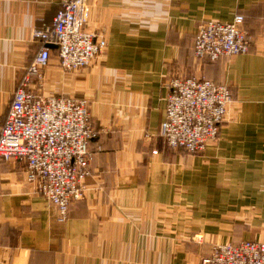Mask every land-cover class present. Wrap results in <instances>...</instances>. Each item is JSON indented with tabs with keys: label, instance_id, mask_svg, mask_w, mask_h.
Returning a JSON list of instances; mask_svg holds the SVG:
<instances>
[{
	"label": "crops",
	"instance_id": "1",
	"mask_svg": "<svg viewBox=\"0 0 264 264\" xmlns=\"http://www.w3.org/2000/svg\"><path fill=\"white\" fill-rule=\"evenodd\" d=\"M61 1L0 0V127L39 48L34 28ZM237 13L250 50L201 65L198 28ZM86 22L106 31L104 53L67 71L52 44L31 84L89 99L99 131L85 195L59 221L25 162L1 161L0 264H201L215 243L264 241V0H88ZM192 73L232 90L219 138L198 153L160 134L171 77Z\"/></svg>",
	"mask_w": 264,
	"mask_h": 264
},
{
	"label": "built area",
	"instance_id": "2",
	"mask_svg": "<svg viewBox=\"0 0 264 264\" xmlns=\"http://www.w3.org/2000/svg\"><path fill=\"white\" fill-rule=\"evenodd\" d=\"M87 2L62 0L52 23L35 26L39 48L17 83L0 127V162L23 160L27 180L35 182L55 206L59 221L67 220L72 203L85 195V180L92 172L90 144L99 130L87 97L47 95L31 84L35 78L43 83L52 44L58 46L60 64L67 71L87 66L104 53L106 31L87 27ZM244 17L237 13L231 21L209 19L202 24L193 45L198 61L204 64L249 51L251 39L243 26ZM231 100L228 83L205 75L176 74L169 81L160 134L169 147L199 152L218 139ZM201 264H264V241L215 243Z\"/></svg>",
	"mask_w": 264,
	"mask_h": 264
},
{
	"label": "rangeland",
	"instance_id": "3",
	"mask_svg": "<svg viewBox=\"0 0 264 264\" xmlns=\"http://www.w3.org/2000/svg\"><path fill=\"white\" fill-rule=\"evenodd\" d=\"M249 35V38L251 39V37H250V34H248ZM252 43V42H251ZM198 60V59H197ZM218 60V59H217ZM199 62V61H198ZM200 63V62H199ZM209 62H207V63H204V64H202L201 63V65H206V64H208ZM192 74H195V73H192ZM202 75V74H201ZM219 138V137H218ZM168 146V145H167ZM169 147V146H168ZM171 148H173V147H171ZM199 152H201V151H199ZM193 153H198V152H193ZM202 237V236H201Z\"/></svg>",
	"mask_w": 264,
	"mask_h": 264
}]
</instances>
